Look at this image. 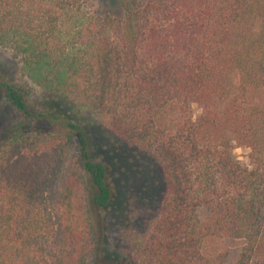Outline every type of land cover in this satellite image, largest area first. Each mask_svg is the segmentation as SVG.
I'll list each match as a JSON object with an SVG mask.
<instances>
[{
	"label": "trees",
	"instance_id": "16d2710c",
	"mask_svg": "<svg viewBox=\"0 0 264 264\" xmlns=\"http://www.w3.org/2000/svg\"><path fill=\"white\" fill-rule=\"evenodd\" d=\"M98 6L0 0V50L26 80L0 61L15 117L0 132V264H89L93 212L138 191L161 194L160 212L119 220L118 263L227 264L212 243L231 240L233 264H264V0Z\"/></svg>",
	"mask_w": 264,
	"mask_h": 264
},
{
	"label": "rangeland",
	"instance_id": "374dc122",
	"mask_svg": "<svg viewBox=\"0 0 264 264\" xmlns=\"http://www.w3.org/2000/svg\"><path fill=\"white\" fill-rule=\"evenodd\" d=\"M113 1L114 0H94V2L100 5L98 6V9L104 8L105 10L110 8V4ZM0 61L4 64V73L6 76H9L11 80L16 81L17 83L26 81L22 76L19 66L13 63L8 52L0 50ZM44 96L45 94L43 92L37 91L36 100ZM199 112L200 111L197 108L194 110L195 118L199 115ZM14 121L15 117H13L7 110H3L0 105V132L5 130L6 127L11 126ZM74 147L75 146L73 145L72 148L69 149L67 156L63 159L62 172L55 182V191L61 186V182L63 181L65 172L69 166ZM247 154L248 151L243 149H236L234 151L236 161L241 166L251 169L252 167L247 159ZM161 199L162 196L160 194L159 201L156 204H147L144 201H141L138 191L130 197V203H128L127 207H120L121 205H119L116 211L109 210L93 212L94 235L98 246L96 250L91 253L89 264H120L118 263V256L125 258V256L120 252L127 250L128 246L126 245L127 239L121 237V231L118 229L119 220L126 219L127 215H129L133 218L130 225L136 229L142 219H154L159 215ZM198 218L201 222H205L208 218L207 211L200 209L198 211ZM240 247V242L231 240H216L212 243V249L214 251L226 252L229 254L227 264H233L237 251ZM123 264L129 263L124 261Z\"/></svg>",
	"mask_w": 264,
	"mask_h": 264
}]
</instances>
